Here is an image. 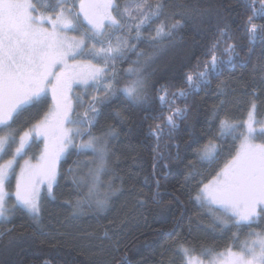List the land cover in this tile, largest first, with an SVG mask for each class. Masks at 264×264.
Instances as JSON below:
<instances>
[{
  "label": "snow or ice",
  "instance_id": "obj_1",
  "mask_svg": "<svg viewBox=\"0 0 264 264\" xmlns=\"http://www.w3.org/2000/svg\"><path fill=\"white\" fill-rule=\"evenodd\" d=\"M240 7L243 12L237 16L243 22L233 28L218 21L213 40L184 73L182 85L168 82L157 87L151 69L165 42L172 43L189 20L209 15L206 9L176 5L173 0H0V224L11 223L13 215L21 212L41 232L40 185H46L54 200L57 163L69 149L92 161L84 164L86 176L73 178L77 188L88 184L87 194L69 205L73 217L86 210L106 212L111 197L120 191L109 181L99 194L109 172V140L118 133L111 126L101 135L93 133L100 106L118 100L129 108L156 112L147 135L156 141L157 151L160 141L172 138L188 120V98L240 60L245 46L237 41L264 43V0H242ZM144 46L146 51L141 50ZM117 62L130 65L123 75L116 72ZM74 84L96 94L90 99L76 96L74 107L70 95ZM49 92V110L21 134L18 121L30 109L48 103ZM218 95H223L222 89ZM257 115L253 100L246 118L237 121L222 101L210 113L209 126L215 132L196 152L198 160L212 164L228 151L227 162L206 183L199 182L192 198L209 215L212 232H232L235 240L241 229L264 223V119ZM116 116L123 121L127 112L117 111ZM33 134L44 139L41 163L24 160L20 165ZM229 141L231 147L225 149ZM163 159L162 154L153 156L154 172ZM12 179L14 192L8 190ZM159 183L156 180L157 188ZM11 232L7 230L9 236ZM4 235L0 232V237ZM194 252V246L184 241L176 246L175 255L180 264H203ZM200 255L209 258L208 264H264V230L249 232L235 250L202 249ZM41 264L51 261L44 259ZM122 264H128L126 257Z\"/></svg>",
  "mask_w": 264,
  "mask_h": 264
},
{
  "label": "trees",
  "instance_id": "obj_2",
  "mask_svg": "<svg viewBox=\"0 0 264 264\" xmlns=\"http://www.w3.org/2000/svg\"><path fill=\"white\" fill-rule=\"evenodd\" d=\"M173 3L195 5L206 9L209 15L189 20L172 43L165 42V49L156 57L151 69L157 87L168 82L182 85L184 73L196 64L213 40L218 21L233 28L236 23L243 22L237 16L243 12L242 0H173ZM237 42L245 46L240 60L226 67L210 86L188 98V120L172 138L161 140L157 151H154L156 141L147 135L153 123L151 117L156 112L129 108L118 100L110 106H100L101 115L93 133L101 135L109 126L118 133L109 140V172L99 188L102 195L107 183L112 181L120 189L111 197L108 210L99 214L86 210L83 215L73 217L69 205L81 199L88 190L87 182L77 188L73 178L86 176L88 169L84 164L92 161L69 149L60 162L58 186L53 190L55 199L45 193L41 196V232L38 233L29 217L21 212L13 215L11 223L0 224V232L5 233L0 237V264H41L44 259L51 264H122L125 257L128 264H180L175 255L176 246L184 241L194 246L195 257L208 262V257L200 255L202 249L223 251L233 247L235 250L248 238L249 232L264 230V223L245 227L239 231L238 240L232 232H212L209 215L192 198L199 182L210 180L229 158L228 151L224 150L215 163L208 164L198 160L196 155L197 149L215 132V128L209 126L213 109L223 101L224 110L238 121L246 118L254 100L257 119H264V43L257 40L249 44L246 38ZM249 48L252 49L250 53ZM141 50L146 51V46ZM129 66L127 62H117L115 69L123 75ZM221 89L223 95H218ZM77 92H80L77 96L88 99L96 94L91 89L87 93L84 89H77ZM51 103L48 97V103L26 112L16 125L18 131L22 134L31 128L49 110ZM76 103L75 100L74 107ZM177 104L183 107L180 101ZM117 111H126L127 118L121 121L116 116ZM229 147L231 141L225 149ZM42 148L43 141L34 140L23 159L36 161ZM157 154H162L164 159L154 172L153 156ZM156 180L160 182L158 188ZM8 190L15 191V179ZM157 192L159 196L154 198ZM8 229H12L10 236Z\"/></svg>",
  "mask_w": 264,
  "mask_h": 264
},
{
  "label": "rangeland",
  "instance_id": "obj_3",
  "mask_svg": "<svg viewBox=\"0 0 264 264\" xmlns=\"http://www.w3.org/2000/svg\"><path fill=\"white\" fill-rule=\"evenodd\" d=\"M70 35H71V33H70ZM77 89H84V88L82 86H78V85H75V84L73 85V91L70 93V95L73 97V106H75V97L80 93V92L79 93L77 92ZM48 97L51 99V92H49ZM36 139H39V140H42L43 141V148H42L41 153H40V155H39V157H38V159L36 161H31L29 159H25V160H28L32 165H37V164L41 163L40 157H41V155H42V153L44 151V139H43V137L42 136L41 137H37V136H35V134H33L32 139H30L28 141V146H26L25 151L29 148V146L31 145V143L34 140H36ZM66 154L57 163V173L59 172L60 162L66 156ZM0 162H2V161H0ZM23 163H24V159H23V161L21 162L20 165H23ZM18 171L20 172V168L18 169ZM57 176H58V174H57ZM53 190H54V188H53ZM40 192H41V196L43 195V193H45L46 195H48V193L46 191V185H40ZM199 260H201V259H199ZM203 264H208V262H204L203 261Z\"/></svg>",
  "mask_w": 264,
  "mask_h": 264
}]
</instances>
